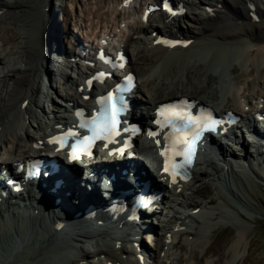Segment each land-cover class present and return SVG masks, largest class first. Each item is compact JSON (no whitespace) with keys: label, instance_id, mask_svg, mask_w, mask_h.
<instances>
[{"label":"bare ground","instance_id":"1","mask_svg":"<svg viewBox=\"0 0 264 264\" xmlns=\"http://www.w3.org/2000/svg\"><path fill=\"white\" fill-rule=\"evenodd\" d=\"M55 1L0 0V9L3 11L2 15H0V30L2 29V24L12 23V26L14 24L13 28H9L10 34L6 38L8 41L13 42L19 39L18 42L20 43V51L15 59L12 58L10 61H5V58L0 57V64H3L2 67L0 66L2 68L0 71V124L2 125L0 141H2L9 158H26L31 151V146L28 149L29 145H32V142L38 138L42 139L46 136L45 132L48 127L52 129L54 124L61 122V119L69 117V105L71 101L78 102L81 100V93L77 87L87 67L83 64L82 59H78L77 62L70 61L71 57L76 58L78 56L76 49L78 45L76 43L72 44L74 37L65 28L68 25L67 11L64 9L59 10L60 12L56 11ZM121 1H103L102 5H107L105 12L109 16H112L114 22H111V18H108L110 20L103 24L101 33L103 34L106 31L115 33L118 37V43H123L127 52L130 53L128 66L135 71L139 83L136 88V99L139 100V105H143L145 108H149L156 102L179 94L190 95L201 102L211 103L216 93L213 85L217 80V76L213 73L218 69H220L221 73H224L228 60H240L246 63L247 68L264 65V0H193L194 2L192 0L191 2L189 0H178L187 3L189 10L181 19L165 23V26L169 31L173 27L179 26L181 29L180 34L187 38H193L194 41L187 47H176L173 49L154 46L152 42L153 37H151V33L157 29L153 26L152 22L164 19L163 14L157 15L154 20L149 19L146 24L141 22L139 17L134 18V22L131 25H127L130 26L131 32L128 30V34L123 33L119 25L122 22H126L125 19L127 20V17L125 16V12L128 11L124 7L121 8L119 6ZM251 5L255 6L253 10L250 8ZM208 7H212L213 10L208 11ZM58 14H60V19L65 22L62 28L58 22ZM254 16H257V20L254 19ZM96 20L95 26L99 23L98 18ZM78 21L80 20L78 19ZM82 22L81 20V25ZM182 23L185 25L184 27L181 26ZM73 25L74 28L80 31V27L76 23H73ZM89 35L90 40H96L94 32H91ZM64 37H69L72 52L67 55L63 65H56L54 57L49 54V51L53 47L60 48ZM209 50H211L209 62L212 61L213 67V70L211 69L212 71L210 70V72L207 69L203 71V66L201 67L199 64L198 58L199 55H202L201 53ZM202 56L205 55L203 54ZM205 58H203L204 61L206 60ZM48 60L57 71H60L61 80L57 81L59 85L50 77L53 75L51 72L54 69H48V66H46ZM190 61L193 62L189 63ZM262 71H264V66ZM44 74L47 75V86L42 87L39 84L44 79ZM202 76L206 81V86L204 88L200 86L199 88L197 82H199V78ZM189 83L191 85L188 88L187 85ZM237 87L231 86L230 83L227 85L224 92V96L227 95L225 97L226 103L221 105L215 104L217 110L232 109L235 112H244L245 102L249 104L252 101L250 97L252 94L246 93V88H241V85ZM45 89L51 90L55 96L50 95ZM257 96L264 97V92H260ZM48 100L52 103L51 111H46L42 107L43 102ZM29 128H32L35 134L37 133L36 137L30 135ZM7 136H10L9 140H5ZM245 141L248 143V140ZM140 145L142 147H139ZM150 151L151 147L147 142H143L140 137L136 139L134 158L142 163V165H144L143 156L146 159L155 160V155ZM226 151L224 148L221 150L223 156H227V154L232 155L234 152L232 148L228 153ZM262 154V160H257V167L253 166L252 163H248L247 168L240 163L241 161L249 162L250 159L254 160V156L247 151L245 152V156H243L244 158L236 159L235 165L228 162H224V165H219L215 160L208 157L206 159L211 167V172L202 167L199 170L196 169L195 173L197 177L202 178L212 175L215 178L217 177L221 184L218 187V184L214 183L217 196L220 199L216 207L217 210L223 213V208L226 209L228 206H234L230 199H226L227 196L220 189V187L223 188V185L224 187L226 186L227 181L232 184L230 188L232 194L234 193V185L238 189H243L245 188V183L246 187L251 184L248 172H253L258 179L264 182V152ZM0 160L1 162H6V160H2L1 158ZM153 164L154 162L150 161L152 167ZM219 167L221 168L219 169ZM224 167L230 174L227 175V178L221 176V170ZM80 169H86L87 173L91 171L88 167H79L78 170ZM157 172L158 169H155V171L149 169L151 176ZM241 175L244 176V181H242ZM68 177L69 179L66 183L67 186L69 185V188L72 183V176L68 175ZM188 184L190 183L182 185V192ZM206 189L210 190V187L207 186ZM59 192L62 194L59 196L62 201L59 204V209L56 211L48 210L50 205L44 204V208L40 209L37 215L34 212H30L32 213L31 216L30 214H20L19 212L22 208L25 212L30 211V207L28 208L25 205L24 207H19L18 205V214H12L11 219L16 223L15 228L17 232L25 233L28 227L31 229L30 224L35 226L33 230L35 234L32 233V237L30 240L28 239L30 243L23 244V253L18 254L17 258H22L23 256L27 258L33 255V259L27 258L26 264H110L109 262H114L113 264H117L116 262L121 264H138L130 239L124 235L114 236L112 235L114 234L113 231L104 230L103 228L87 230L85 227L80 226L71 231V225L61 229L54 225L52 221L53 213L56 216L70 213V207H67V198L64 196L66 192L65 188H62ZM182 192L177 193L176 190H173L170 193V200L166 199L165 204L169 201V204L174 203L177 207L182 208L184 204L180 205L182 201L179 200L180 193L182 194ZM27 199L29 202L34 200L30 197ZM212 202L214 201L211 200ZM3 206L4 203H0V211L3 210ZM195 208L185 205L187 211L173 218L174 222L178 221L179 225H183L185 222L181 216L186 215L190 222V225L189 223L185 224L183 229L173 233L172 242L179 235H184L182 246L185 248L195 245L202 246L205 243L206 237L204 233L208 229L211 231V227H213L210 226V219L212 218L210 216L212 214L204 212L205 210L201 211V209L197 213L192 214L190 211ZM234 209L237 211L236 208ZM176 212L179 213L178 211ZM238 215L243 219H241L242 222H247V218H244L243 214L238 213ZM2 217L1 215L0 239H2V234L6 232L8 222L7 220L5 224V220L2 221ZM39 217H42L40 221H38ZM24 219H28L30 223H27ZM203 219H206V221H203ZM191 224H196V226H191ZM165 228L170 229L168 226ZM10 234H12V231H10ZM102 234H104L105 238L102 237ZM245 235V233L239 235L231 247L233 255L237 254V250H239L240 243ZM51 242L55 244L53 243L51 246ZM16 244L15 246L19 250L22 243L16 242ZM147 245L150 246L151 244L147 243ZM221 246L222 244H217L216 247L210 245L204 254L212 251L218 252ZM164 248V244L159 239L157 249L159 253L160 251L165 252L166 264L191 263V256H185L181 262V259H176L169 252V245L167 248ZM40 250H43L42 255L38 257L34 256L35 254L33 253Z\"/></svg>","mask_w":264,"mask_h":264},{"label":"rangeland","instance_id":"2","mask_svg":"<svg viewBox=\"0 0 264 264\" xmlns=\"http://www.w3.org/2000/svg\"><path fill=\"white\" fill-rule=\"evenodd\" d=\"M103 1L105 0H56L55 7H56V11L59 10L61 11L63 9L67 11V18L70 23H74V24L76 23V25H78L80 28L81 26L84 25L83 27L85 31L80 32V35L82 36L84 33H88V32L91 33L92 31L95 32V30L98 29L94 27L95 26L94 23L97 18L98 20L101 21V24L109 21L110 19L108 18H111L110 20L111 22L113 21L112 16H109V14L105 12V10H107L106 9L107 5L106 6H104V4L102 5ZM58 15L60 19V14ZM78 19L80 21H78ZM81 20L83 21L82 25H81ZM59 23L60 26L62 27L63 22L59 21ZM13 26L12 23L1 25L2 29L0 30V57L5 58V61H10L12 58L15 59L20 51L19 50L20 43L18 42L19 39L16 42H13V41H8L6 38L10 34L9 28H13ZM1 38L3 39L1 40ZM8 50L10 51V53H8L9 52ZM211 50L201 53L202 55L204 54L205 56L199 55L198 57L199 64L201 65V67L203 66V71L204 69H207L209 72L211 69L213 70L211 63L212 61L209 62L211 56ZM6 53H8L9 55ZM206 54L208 57L206 56ZM203 58H205L207 62L206 60L204 61ZM191 62L193 61H190L189 63ZM2 65L3 64H0L1 67ZM263 66L264 65H262L261 67L250 66L249 68H247L246 63L240 60H230V61L228 60L226 62V66H225L226 69L224 70V73H221L220 69H218L215 73H213L215 74V76H217V80L213 85V87L215 88L216 95L214 94L213 97L214 100L212 98L210 104L212 105L214 104L213 106L215 107V104L221 105L226 103L225 97H227V95L224 96V92L229 83L231 84V86L235 88L237 86L240 87V85L241 88L245 87L246 93H248L249 95L251 94L253 95V97L252 95L250 96L251 98H255L254 95L257 96V94H259L260 92L262 93L264 91V71H262ZM1 67H0V71L2 70ZM39 85L42 87L47 86V80H42V82L40 81ZM190 85L191 84L189 83L187 87L189 88ZM197 85L199 88L200 86H203V88L204 86H206V81L203 76L199 78V82H197ZM45 91H47L50 95L55 96L54 93L51 92V90L48 91L45 89ZM210 96H212V94H210ZM43 106H44V110L50 109V105L48 102L44 103ZM51 107H52V103H51ZM29 133L33 135L34 130L32 128H29ZM6 139L9 140L10 136L5 137V140ZM234 156L241 157L239 156V154H237V152H234ZM249 161L250 163L253 164V166H255V162H254L255 160L250 159ZM220 168L221 167H219V169ZM199 169L200 167L197 170ZM248 173H249L248 176L251 178L249 179L251 181V184L246 187V183H245V188H243L244 190L241 188L238 189L233 184L234 193L232 194L228 187H224V186L223 188L220 187V189H222V191L224 192L225 196H227L226 199H230L234 204V206L232 207L228 206L226 209L223 208L224 210L223 213L220 210L216 209L218 203L220 202V199L217 196V191L214 185V181H215L214 177L208 179L206 178L207 176L202 177V178H206V179H202L203 180L202 184L201 183L196 185L188 184L190 186L184 191V193L185 192L186 193L185 194L183 193V195L180 197L182 201L180 205L184 204L182 208H185V205L186 206L190 205V207L199 206L201 207V211L205 210L204 212H209L208 214H212L210 216L212 217L210 219L211 224L210 221L209 224L210 226L213 227H211V231L210 229H208V231L204 233L206 237L204 241L205 243H203L202 246L195 245L185 248L182 246L184 235L182 236L179 235L174 240V242L175 241L177 242L171 248L172 249L171 251L174 253V256L178 258V260L181 259L182 262L185 256L187 257L191 256L190 264H264V182L258 179L256 174H254L253 172H248ZM241 177L243 178L242 181H244V176L241 175ZM229 184L232 187V184L231 183ZM207 186L210 187V190L206 189ZM211 200H213L214 202L211 203ZM234 208H236L237 211H235ZM237 212L243 214L242 216L244 218H247L246 223L242 222L243 219L238 215ZM40 218L42 217H39L38 221H40ZM203 221H206V219H203ZM240 223L243 225H241ZM30 226L31 229L28 227V230L25 231L26 234L17 232L16 228L14 229V231L12 229L6 230V232L2 234V239H0V264H18V263L26 264L27 258L33 259V255H31L32 257H27V258H25L24 256L22 258H17L18 254L23 253L22 252L24 249L23 244L25 243L27 244V242H29L30 238L32 237V233L35 234V231H33L35 226L33 224H30ZM10 231H12V234H10ZM242 233L243 234L245 233L246 235L244 236V238L240 243L239 250H237V254L235 253V255H233L231 247L236 242L238 236L241 235ZM16 242L22 243V246L21 248H19V250H17L15 246ZM51 243L52 246L54 242ZM216 243L219 245L222 244L218 252L212 251L204 254L205 250L210 245L216 247L217 246ZM42 253L43 250H40V251H35L33 254H35L34 256L38 257L42 255ZM164 264H166V261Z\"/></svg>","mask_w":264,"mask_h":264},{"label":"snow or ice","instance_id":"3","mask_svg":"<svg viewBox=\"0 0 264 264\" xmlns=\"http://www.w3.org/2000/svg\"><path fill=\"white\" fill-rule=\"evenodd\" d=\"M165 7L167 8V4H165ZM145 15L147 16V13ZM161 42L169 45L174 43L170 41ZM129 79H131V77H129ZM109 102L110 108H102V111L93 116L91 121L82 122L80 124V127L88 129L91 135L85 136L83 140L78 139L77 142L73 144V152L70 155V159H76L78 151H87L95 140L102 138L108 139L119 134L117 129V117L121 108L117 106L115 97L109 93L107 98L98 101V103H101L102 105ZM77 115H79V113H77ZM158 116H162L164 122L162 123L161 119H157L155 121L157 125L164 127V124L166 123L169 127L173 128L172 135L164 136V140L168 143H166V146L161 151V156L165 159L164 172L169 173L172 177V182L175 183L180 172L183 171L187 165L192 163L195 154L194 145L200 138L202 131L215 130V125L218 124L219 121H216L211 116V113H208L206 118H193L187 112L173 111L171 107L159 109ZM177 123L181 126L176 127ZM179 133H183V135H179ZM67 135L76 136L77 133L70 131ZM149 135L157 136L158 133L150 130ZM50 142H52L51 139ZM159 143L160 141L157 139V144ZM123 150V148L119 149L121 153ZM176 157H182V162L178 163Z\"/></svg>","mask_w":264,"mask_h":264}]
</instances>
